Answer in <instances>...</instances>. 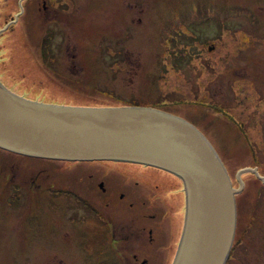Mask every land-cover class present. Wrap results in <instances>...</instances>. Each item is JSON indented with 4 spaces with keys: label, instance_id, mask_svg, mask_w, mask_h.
<instances>
[{
    "label": "rangeland",
    "instance_id": "374dc122",
    "mask_svg": "<svg viewBox=\"0 0 264 264\" xmlns=\"http://www.w3.org/2000/svg\"><path fill=\"white\" fill-rule=\"evenodd\" d=\"M91 8L79 0L77 11L62 17V64H33L24 46L16 63L0 64L2 83L44 103L111 107L120 98L193 123L220 155L234 188H240V171L259 174L240 175L237 201L246 206L237 226L248 224V240L245 249H233L227 264H264V0H145L144 22L134 12L131 26ZM123 44L128 65L120 58ZM207 45L209 53L194 62L192 53ZM8 160L14 162L8 181L14 178L23 188L0 179V264H111L105 258L109 243L93 241L89 224L66 236L63 217L75 202L62 201V189L79 179L77 171L115 169L136 176L143 170L156 181L160 175L157 168L130 163ZM174 205L179 215L173 224L180 231L183 202ZM93 215L83 209L80 217Z\"/></svg>",
    "mask_w": 264,
    "mask_h": 264
},
{
    "label": "water",
    "instance_id": "95a60500",
    "mask_svg": "<svg viewBox=\"0 0 264 264\" xmlns=\"http://www.w3.org/2000/svg\"><path fill=\"white\" fill-rule=\"evenodd\" d=\"M0 149L70 163L119 162L167 171L185 192L172 264H227L237 229V195L220 155L190 121L146 106H70L25 98L0 80ZM263 181L264 178L260 177Z\"/></svg>",
    "mask_w": 264,
    "mask_h": 264
},
{
    "label": "flooded vegetation",
    "instance_id": "af4514ba",
    "mask_svg": "<svg viewBox=\"0 0 264 264\" xmlns=\"http://www.w3.org/2000/svg\"><path fill=\"white\" fill-rule=\"evenodd\" d=\"M78 1L0 0V64L16 63V51L24 46L33 64L52 67L62 64V17L77 11ZM84 1L91 9L96 8L95 12L111 13L123 23L130 25L131 19L132 22L135 19L134 12L137 15L139 13L138 23L144 22L145 0H96L97 7L92 6V0ZM100 7L109 9L100 10ZM122 49L123 57L120 58L128 65V47L123 44ZM116 163L120 164H108ZM9 171H5L6 176H3L0 164V179L4 180L5 177V185H16L22 190V185L13 183L14 178L8 181ZM157 171L160 173L157 181L145 175L146 171L143 170H137L136 176L115 169L74 172L79 174V179L74 182V186L62 189V201L75 202L74 208H70L63 217L62 227L66 236H74V229L77 231L78 225L85 224L88 227L89 224L93 241L109 243L105 258L111 264H172L183 227L182 223L179 231L173 224L174 218L179 215L174 201L179 199L183 202L185 216V192L178 177L160 169ZM134 179H137V185L144 183V190L133 186ZM237 202V213L241 220L246 205L241 200ZM83 209H91L94 218L88 220L85 216L80 217ZM75 219L78 220L75 223L81 224H75ZM248 229V224L244 228V221H239V233L233 249H245Z\"/></svg>",
    "mask_w": 264,
    "mask_h": 264
},
{
    "label": "trees",
    "instance_id": "16d2710c",
    "mask_svg": "<svg viewBox=\"0 0 264 264\" xmlns=\"http://www.w3.org/2000/svg\"><path fill=\"white\" fill-rule=\"evenodd\" d=\"M209 48H212V47L210 45H207V48L205 46V47H202L201 49H199L197 51H194L192 53V56H194V58H195L193 61L194 62H199L200 60H198V59H202V56L204 54L209 53ZM44 66H46V65H44ZM48 68L51 69L50 66H48ZM53 70L54 69H52V71ZM158 85H160L159 81H158ZM113 101L117 104L115 106H131V105L138 106L137 104L125 103V102H128V101H125V100L120 99V98L119 99L118 98H113ZM76 106H86V105H76ZM205 106H208L211 109H214L215 112L224 113L223 109H220V108H218L215 105H211L210 103L205 104ZM91 107H107V106L92 105ZM0 154L3 157L2 159L0 158V161H1L0 164H1V170L2 171H7V170H11L12 169V166H13L14 162L12 160H8V158L26 159V160H31V161L43 162V163L83 164L81 162L80 163L79 162L78 163H70V162H61V161H52V160H45V159L30 158V157H25V156L17 155V154H14V153H10V152L4 151L2 149H0ZM6 166H9V168H7Z\"/></svg>",
    "mask_w": 264,
    "mask_h": 264
}]
</instances>
